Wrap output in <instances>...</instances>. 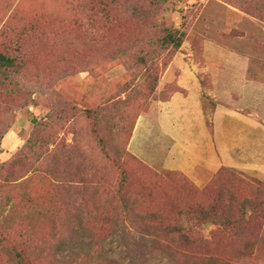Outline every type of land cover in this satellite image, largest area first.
<instances>
[{
    "label": "rangeland",
    "instance_id": "1",
    "mask_svg": "<svg viewBox=\"0 0 264 264\" xmlns=\"http://www.w3.org/2000/svg\"><path fill=\"white\" fill-rule=\"evenodd\" d=\"M133 1L150 0H119L107 13L108 0H0V51L15 60L0 80V213L11 219L0 226V264L20 246L51 264L56 226L68 235L81 222L107 237L108 223L131 226L153 212L163 213L153 223L195 242L166 238L178 264H264V181L223 171L197 189L126 151L175 57L207 40L264 56V0H165L164 11L122 13ZM166 29L181 45L156 52Z\"/></svg>",
    "mask_w": 264,
    "mask_h": 264
},
{
    "label": "crops",
    "instance_id": "2",
    "mask_svg": "<svg viewBox=\"0 0 264 264\" xmlns=\"http://www.w3.org/2000/svg\"><path fill=\"white\" fill-rule=\"evenodd\" d=\"M239 46L207 40L199 53L175 57L135 121L127 152L197 189L221 171L264 181V56ZM166 86L173 90L163 97Z\"/></svg>",
    "mask_w": 264,
    "mask_h": 264
},
{
    "label": "trees",
    "instance_id": "3",
    "mask_svg": "<svg viewBox=\"0 0 264 264\" xmlns=\"http://www.w3.org/2000/svg\"><path fill=\"white\" fill-rule=\"evenodd\" d=\"M118 2L119 0H108V2L103 6L101 12L107 13L108 9L106 11L104 8H107L108 5L110 6L111 3L118 4ZM164 3L165 0H150L148 2L133 1L126 4L124 8H122L123 9L122 13L125 12L153 13L154 11H158V12L161 10L164 11L165 10L164 7H161ZM161 33L162 34L160 38L156 41L157 42V46H156L157 49L155 50L156 52H159V50L161 51L163 49L167 50L169 48L180 47L181 41L178 38L177 33L174 29H166L164 32ZM8 51L7 52L0 51L1 81H4V78L5 80L7 79L8 69L15 62L14 56H12V54L9 53ZM159 56H160L159 54H156L154 58L158 59ZM156 78L154 79L155 83H156ZM169 87L170 86H166L164 91ZM157 88L158 87H156V91ZM48 118H50L49 112L45 115V119L47 120ZM207 121L209 122L208 118ZM32 124L34 125L35 129H37L38 126L40 125V122L37 119H32ZM6 131H7V127L5 128V134L7 133ZM132 158L135 159L134 157ZM134 205L135 207H137V204ZM1 216L2 215L0 213V218ZM162 216L163 213L161 212H153L148 216L144 215L139 220V222H135V224L131 226H126L122 223L113 221L111 223H108L109 234L107 235V237H101L99 235L97 236L91 235V233H88L87 226L82 224L81 222H77L75 225H73L69 230L68 235H65L62 232L60 226L59 227L56 226L55 227L56 238H54L53 240V242L55 243L53 247V252L55 253V260L51 264H178L177 258L174 257V252H172V245L170 241H168V239L171 238L172 236H177V240L179 241L180 246H182L185 249L193 246L195 242L188 235L183 233V230L185 229L182 228L183 230L181 231V227L153 223L155 222L156 218ZM151 218L153 220H150ZM6 220L7 221L11 220L10 217H8V215L3 216L0 219L1 228H2V224L7 222ZM12 223L9 224L12 225ZM234 225L235 223L228 221L225 223L224 226L232 230L234 229ZM8 229L9 226L7 227L6 231L5 230L3 231L8 232L7 231ZM135 232L139 233L140 236L135 237L134 236ZM152 235H156V236H152ZM242 243H243L242 244L243 248L248 247V242L242 240ZM15 245L17 244H14L12 247H15ZM107 245H110V247L114 249L120 250L117 253L116 257H111V255L108 254V250L107 251L105 250ZM9 255H10V261L7 264H40L36 258H32L30 256V254L28 253V249L24 250L22 249L21 246L18 249L11 248ZM245 257L246 256H240L239 259ZM200 264H232V263L221 260H213L211 263H209L208 260H206L201 262Z\"/></svg>",
    "mask_w": 264,
    "mask_h": 264
}]
</instances>
